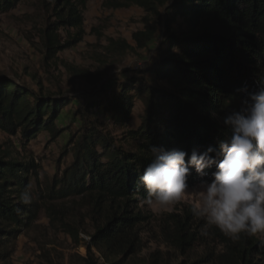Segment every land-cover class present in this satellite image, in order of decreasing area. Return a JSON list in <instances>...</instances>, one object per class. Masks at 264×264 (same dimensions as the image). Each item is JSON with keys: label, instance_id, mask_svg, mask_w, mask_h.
<instances>
[{"label": "trees", "instance_id": "1", "mask_svg": "<svg viewBox=\"0 0 264 264\" xmlns=\"http://www.w3.org/2000/svg\"><path fill=\"white\" fill-rule=\"evenodd\" d=\"M18 1L0 0V11L10 10ZM70 1L63 0L61 7V0L54 1V21L46 22L41 31L46 60L83 40L84 1L76 0L81 8ZM106 4L143 11L142 29L132 33L134 45L106 38V52L153 48L155 57L145 68L124 70L112 79L101 98L49 92L39 81L32 86L16 74L0 73V132L15 137L18 148H25L43 131L55 140L70 130L69 125L59 126L66 118L76 124L67 141L71 161L44 188L36 182L30 205L19 203V195L29 187L31 176L36 178L38 165L14 144L11 149L0 146V261L11 254L6 243L30 224L40 208L61 222L62 211L55 203L76 198L93 231L83 242L80 228L65 224V231L85 247L83 264H123L140 250L138 229L150 220L139 206L146 192L138 187V177L152 160L151 145L189 154L216 147L229 135L225 114L241 108L249 93L264 86V0H107ZM177 18L182 20L173 30ZM79 76L89 79L85 71ZM136 101L141 111L132 123ZM67 106L71 117L63 112ZM101 123L120 133L113 134ZM212 170H207L208 179ZM200 180L193 171L189 184ZM168 217L163 231L169 233L167 242L180 250L216 238L222 247L214 264H264V239L258 236H242L233 243L215 228L202 235L203 222L193 220L191 212Z\"/></svg>", "mask_w": 264, "mask_h": 264}, {"label": "rangeland", "instance_id": "2", "mask_svg": "<svg viewBox=\"0 0 264 264\" xmlns=\"http://www.w3.org/2000/svg\"><path fill=\"white\" fill-rule=\"evenodd\" d=\"M54 1L19 0L10 10L0 11V73L16 74L32 86H36L35 82L39 81L49 92L60 90L80 97L92 95L91 97L101 98L109 90L108 83L122 75L124 70L143 69L154 59L153 48L126 51L121 54H109L105 50L106 38H120L134 45L132 33L142 29L143 11L140 8L133 6L112 9L107 6V0H82L84 1L81 9L83 40L74 47L59 52L55 59L46 60L40 34L46 22L54 21L51 15ZM70 2L81 8L78 1ZM62 3L63 0L58 7H61ZM181 20V18L176 19L173 30ZM73 31L74 29H70L71 33ZM64 34L65 32L62 31V35ZM80 71L89 73V79L80 77ZM101 75L103 78L98 81ZM147 80L152 84L156 83L151 77H147ZM68 110L67 106L63 112L66 113ZM140 111L141 104L136 101L132 123L137 120ZM71 115L72 113L69 112L68 116ZM62 125H69L70 130L64 131L53 141L46 131L40 132L27 143L25 148L17 147L15 137L0 132L2 148L11 149L12 144H16L19 152L24 156L32 157L38 165L36 178L33 176L30 178L31 190L35 188L36 182L40 189L50 184L53 176L56 173L60 174L71 161L70 146H67V141L69 133L76 129V124L70 118H66L59 122V126ZM101 125L115 135L120 133L118 128L105 123ZM195 197L193 188L186 200L175 205L170 212L152 210L145 202L140 203L142 210L150 215V220L140 225L138 229L142 240L140 250L127 256L123 264H214L213 257L222 247L216 238H208L201 244L183 251L167 242L169 233L163 231L165 225L169 224L168 215H183L185 212H190ZM55 205L62 211L61 222L51 220L40 208L30 224L6 243L11 254L6 260L0 261V264L84 263L86 249L73 241L65 231L67 226L65 224L80 228L81 242L87 240L93 231L87 218V211L76 198L56 202ZM193 220L203 222L196 217ZM258 237L264 239V236ZM93 252L95 256L101 258L97 250L93 249ZM118 258L120 256L113 257V259ZM100 260L104 261L103 258Z\"/></svg>", "mask_w": 264, "mask_h": 264}, {"label": "clouds", "instance_id": "3", "mask_svg": "<svg viewBox=\"0 0 264 264\" xmlns=\"http://www.w3.org/2000/svg\"><path fill=\"white\" fill-rule=\"evenodd\" d=\"M223 123L229 135L203 151L151 145L152 160L138 187L145 190L149 209L169 212L194 188L190 212L203 221L201 234L215 228L236 243L242 236H264V86L249 93L241 108L228 111ZM208 169H213L210 179ZM193 171L201 180L190 186ZM32 201L26 187L19 203Z\"/></svg>", "mask_w": 264, "mask_h": 264}]
</instances>
